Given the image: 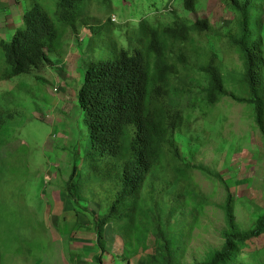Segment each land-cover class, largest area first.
<instances>
[{"label": "rangeland", "instance_id": "obj_1", "mask_svg": "<svg viewBox=\"0 0 264 264\" xmlns=\"http://www.w3.org/2000/svg\"><path fill=\"white\" fill-rule=\"evenodd\" d=\"M56 1L0 0V43L11 40L22 15L35 5L54 19ZM184 3L88 0L76 29L62 31L55 53H50L52 62L9 80L3 79L6 66L0 49L1 264H98L97 234L91 216L81 209L74 210L63 190L78 149L76 95L89 56V25H112L116 37L130 45L126 32L142 19L154 27L174 21L191 25L207 20L210 34H192L201 60L207 54L216 56L226 90L238 97L246 96L244 56L232 44L240 33L239 15L226 0H194L193 10H187ZM56 25L61 30L58 21ZM255 36L261 39L264 52V23ZM173 83L188 103L186 121L176 140L193 164L192 182L205 198L189 201L172 216L173 231L177 229L179 234L182 228L187 229L175 262L195 264L224 242L225 189L216 178L218 174L233 188L239 229L252 228L264 214V137L256 125L252 104L226 96L212 107L203 105L207 79L198 70H181ZM261 94L264 104V87ZM80 203L85 205L84 201ZM90 206L97 212L95 206ZM105 238V264H150L155 245L150 221L138 224L125 259L118 257L123 250L119 237L105 232ZM263 250L264 234L248 242L245 263H251Z\"/></svg>", "mask_w": 264, "mask_h": 264}, {"label": "trees", "instance_id": "obj_2", "mask_svg": "<svg viewBox=\"0 0 264 264\" xmlns=\"http://www.w3.org/2000/svg\"><path fill=\"white\" fill-rule=\"evenodd\" d=\"M87 1L57 0L54 19L40 5L25 12L11 40L0 43L6 66L3 79L29 74L51 63L50 53H55L62 31L76 29ZM226 3L239 15L240 33L232 44L244 56L245 97L226 90L216 56L207 54L201 60L192 34H210L207 20L191 25L174 21L154 27L142 19L126 32L130 45L116 37L112 25H89V56L76 95L78 149L63 190L74 210L81 209L91 216L97 234L98 264L106 263L105 232L119 237L123 250L118 257L125 259L138 224L144 225L145 221H150L154 229L150 264H176L175 255L187 229L182 228L179 234L177 229L173 231L172 216L189 201L205 200L192 182L193 164L176 140L188 107L183 93L173 83L181 70H198L206 77L203 105L212 107L226 96L252 104L256 125L264 137V52L261 39L255 36L264 23V0ZM184 6L193 10L194 0H185ZM216 178L225 189L224 242L195 264H246L248 242L264 234V214L252 228L239 229L233 188L221 175ZM254 257L249 264H264V250ZM1 260L0 252V264Z\"/></svg>", "mask_w": 264, "mask_h": 264}]
</instances>
